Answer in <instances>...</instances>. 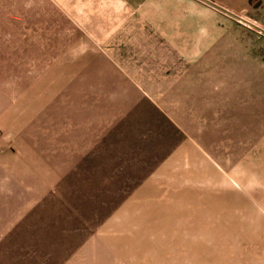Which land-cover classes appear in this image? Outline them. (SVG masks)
Wrapping results in <instances>:
<instances>
[{
    "label": "rangeland",
    "instance_id": "rangeland-1",
    "mask_svg": "<svg viewBox=\"0 0 264 264\" xmlns=\"http://www.w3.org/2000/svg\"><path fill=\"white\" fill-rule=\"evenodd\" d=\"M56 1L66 31L0 34V264H264V0L152 1L216 15L160 18L196 47L151 65L124 3Z\"/></svg>",
    "mask_w": 264,
    "mask_h": 264
},
{
    "label": "crops",
    "instance_id": "crops-1",
    "mask_svg": "<svg viewBox=\"0 0 264 264\" xmlns=\"http://www.w3.org/2000/svg\"><path fill=\"white\" fill-rule=\"evenodd\" d=\"M22 0H16L10 7H5L3 4L0 8V34L5 36L10 33L23 34H41V33H61L63 30L61 24L58 28V14L55 12L56 7L64 8L62 4H58L56 0H41V4L38 6H31L25 8L24 5L18 4L16 2ZM114 5L117 7V2L124 3L127 8L124 12L120 14L114 11L115 15H118L124 20L120 23H110L104 25L105 32L108 33H126L128 36L127 41H129V46L120 48L117 52L119 58L124 59H136L137 56L144 59L145 64H153V59H159L160 64H174L178 59H183L187 54L192 55L193 48L196 47L194 44V36L192 33V28L188 30L179 28L175 24H165L160 18L166 17H178L189 13L192 17L201 16H211L216 15V10L212 9H202L200 4L195 3L192 5L191 9L188 10H178L175 8H163L159 10L160 12L151 9L150 4L152 1H163V0H113ZM168 1V0H166ZM218 1V0H210ZM42 7V8H41ZM120 11V10H119ZM155 14H154V12ZM110 12V10H109ZM101 16V15H98ZM105 17H113L112 11L109 14L106 12L102 15ZM101 16V17H102ZM70 25H72V14H70ZM148 18H158V23L152 25V19ZM65 20V19H63ZM171 23L172 21L166 20ZM67 22V20H65ZM173 23V22H172ZM65 27V26H64ZM167 33V34H166ZM56 36V35H55ZM39 38V39H38ZM40 41L42 38L37 37ZM51 41V40H50ZM118 44H110V46L104 47L107 50L106 55L108 57L118 58L116 52L113 50H119ZM48 47H51L50 45ZM112 63L124 64V63H136L134 61H120L112 60ZM24 159V158H22ZM11 170L14 171L16 168L24 172V161L16 163V165H7Z\"/></svg>",
    "mask_w": 264,
    "mask_h": 264
}]
</instances>
